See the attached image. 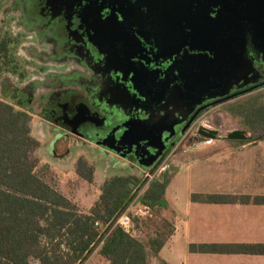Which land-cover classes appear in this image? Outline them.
<instances>
[{
    "label": "flooded vegetation",
    "instance_id": "af4514ba",
    "mask_svg": "<svg viewBox=\"0 0 264 264\" xmlns=\"http://www.w3.org/2000/svg\"><path fill=\"white\" fill-rule=\"evenodd\" d=\"M250 1L0 0V34L9 41L18 66L17 75L0 79V96L52 127L54 136L45 143V153L57 161L68 160L73 145L80 148L83 143L106 153L117 168L139 174L154 170L169 151L184 143L211 144L199 133L202 128L218 132L213 142L233 141L228 139L230 133L224 137L218 129L197 126L199 119L218 105L251 99V93L264 88V80L245 86L253 73L244 79L222 76L214 85L217 89L195 98L180 89L199 72V62L205 58L207 49L196 41L200 37L196 32L203 33L205 22L235 19L239 2L243 13L250 11ZM246 27V57L253 64L251 52L263 58L264 50L255 46L251 28ZM214 36V58L222 61L218 39L227 38L230 50L236 35L228 27ZM61 52H72L75 61L87 59L83 65L90 63L94 73L61 75ZM194 64L197 67L189 69ZM168 80L173 83L168 98L192 111L186 121L179 116L153 120V107L162 106L157 91ZM214 102L218 103L202 109Z\"/></svg>",
    "mask_w": 264,
    "mask_h": 264
},
{
    "label": "trees",
    "instance_id": "16d2710c",
    "mask_svg": "<svg viewBox=\"0 0 264 264\" xmlns=\"http://www.w3.org/2000/svg\"><path fill=\"white\" fill-rule=\"evenodd\" d=\"M17 74V57L7 38L0 34V79ZM242 106L237 107V113L254 130L264 129V107H257L256 99L248 110ZM33 121L31 112L0 96V264H84L96 251L107 264H149V257L158 255L172 234L171 225L167 233L157 230L148 235L145 243L116 226V221L132 204L152 212L168 209L165 194L170 173L148 185L134 173L105 178L97 201L88 212H81L48 179L52 176L51 165L42 164L38 156L46 141L34 136ZM76 172L89 184L95 180L94 165L80 155ZM195 199L207 203L253 200L264 204V196L252 199L193 195ZM133 220L139 226L149 217L134 216ZM200 249L223 254H264V244H210Z\"/></svg>",
    "mask_w": 264,
    "mask_h": 264
},
{
    "label": "crops",
    "instance_id": "0c3cea01",
    "mask_svg": "<svg viewBox=\"0 0 264 264\" xmlns=\"http://www.w3.org/2000/svg\"><path fill=\"white\" fill-rule=\"evenodd\" d=\"M243 101L236 99L218 105L207 111L204 118L207 122L212 120L209 115L213 111L214 116L230 122L234 119L245 122L237 113V107ZM222 128L221 124L214 129L221 133ZM233 131L235 130L229 133ZM228 143L230 144L220 142L215 145L225 147L224 151L218 152V156L205 159V165L199 166L195 171L191 169L189 173H183L182 170L173 168L165 194L169 208L163 209L170 213L173 232L158 255L149 257V264H264V254H223L200 249L201 246L210 244H264L263 203L253 200L249 203H207L200 199L193 200V195L208 194L250 196L252 199L264 196V140L249 138L246 141L233 140ZM209 162H213V169L209 168ZM160 166L155 171L143 172L158 173ZM117 169L119 168H115ZM121 170L119 169V174H127V171ZM163 177L164 174L160 179ZM147 242L148 237L145 243Z\"/></svg>",
    "mask_w": 264,
    "mask_h": 264
},
{
    "label": "rangeland",
    "instance_id": "374dc122",
    "mask_svg": "<svg viewBox=\"0 0 264 264\" xmlns=\"http://www.w3.org/2000/svg\"><path fill=\"white\" fill-rule=\"evenodd\" d=\"M226 17H225V21L227 20ZM217 25H220L219 20L217 21ZM217 29L218 31H216V33L221 31L220 28ZM60 45L61 43L58 42L56 44V47L59 48ZM58 57H59V64H62L61 66L62 69L58 70L61 73V75H67L70 72L71 73L74 72L76 73L74 76H77L78 73L87 76L90 73H94L93 71H91L92 68H90L91 66L90 63L86 65L88 67H85L83 65L84 60H86L87 63V59L83 58V62L78 60L75 61L76 58L72 52H61L58 54ZM249 57L253 59L254 73L252 74L253 80L249 81L248 84L245 83V86L254 83L257 84L260 81L264 80V76L262 75L264 68L260 69L257 68L256 66L257 63H260L261 67H264V59L260 55L255 54V52L254 53L251 52V55ZM229 92L230 91H228V93ZM67 93L70 94L72 93V91L68 90ZM249 97L252 98L251 99L248 98L247 100L240 98L241 101L242 99L244 100L242 104L243 106L241 107L244 111L245 109L248 110L249 105L255 103V99L257 102V107H261V106L264 107V88L251 93ZM171 100H172L171 98H166L164 103L161 104L162 106L153 107L154 121L161 120L162 118L175 120L177 119L176 118L177 116L181 117L183 121H186L188 119L192 111L188 110L186 108V105H184L183 107V105L178 103L177 100H172V101ZM209 116L212 117L211 118L212 120L207 122L203 114V116L199 119L200 123H198L197 126L201 124V125H205V127L209 129H214L222 124L223 126L222 132L219 133L221 134V136L225 137L232 130H244L247 131V135L250 136L251 139H256L258 141L264 140V129L254 130L249 125H246L249 124L246 122V120L245 122H242L240 120L238 121L234 119L233 121L230 122L227 119H222L217 115L214 116L213 111H211ZM33 119H34L33 121L34 136L40 140L43 141L45 140L46 143H48V141L54 136V131L52 127L50 125L45 126L43 120L40 119L38 116H33ZM248 119L252 121L253 117H250ZM196 127L192 128L190 133L196 130ZM211 141H212L211 144L208 145L204 144L201 146H196L192 143H184L183 145L174 148L172 151H169L166 157L164 158V160L162 161V164L158 169V173L156 172L157 175L153 174V172H150L151 178L150 177L146 178V174L144 172L139 174H137L136 172L133 173L138 177L142 178L143 180L146 178L145 182L148 185L149 182H151L154 179L161 178L163 174L167 173L168 171L172 176L174 172L173 168H178L179 170H182L183 173L184 172L189 173L191 169L195 171L199 166L205 165L204 162L205 159L209 157H213L214 155L218 156L219 154L217 153L225 148V147H215V145L223 141L220 140L214 142L213 140ZM223 143H225L224 145L230 144L228 142H223ZM46 147L47 146L44 144L43 148L39 150L38 156L41 159L42 164L47 162L50 163L51 165L52 176H49L48 179L57 186V188L60 190L61 193H63L65 196L70 198L74 203H76L81 212H88L91 209V207L94 205V203L97 201L100 195V189L104 179L119 174L118 173L119 169L115 170V168H117L116 165H114L115 163H113L109 159L106 153H104L103 151L92 149L90 148L91 146L89 145H85L81 143L79 144L80 148H75L76 146L73 145V148L71 149V154L68 157L69 159L60 160V161L53 160L52 158L48 157L45 153ZM78 154L81 157L86 158L95 167L96 170L95 180L92 184H89L88 182L81 179L77 175L76 159L79 156ZM209 165H210L209 168L211 169L215 167L213 162H209ZM108 166L109 169L104 170ZM166 169H168V171ZM127 174H129V172H127ZM144 189L141 191V193L144 191ZM138 209L139 207H137L136 205L132 206V211L136 212ZM145 217H149V220L141 221L139 226L136 225L133 220L137 232V237H139L143 241L146 242L148 235L151 234L154 235L157 230H160L163 233H167L169 231L170 213H168V211L165 210H158L153 212L150 211V214L143 213V216L139 218L143 219ZM84 264H107V262L98 253V251H96Z\"/></svg>",
    "mask_w": 264,
    "mask_h": 264
},
{
    "label": "water",
    "instance_id": "95a60500",
    "mask_svg": "<svg viewBox=\"0 0 264 264\" xmlns=\"http://www.w3.org/2000/svg\"><path fill=\"white\" fill-rule=\"evenodd\" d=\"M248 4L250 11H245L243 13L241 10L244 8H242L239 2L235 7V9L237 10V17L235 15V19H231L230 22L228 20V17H226V21L228 23L220 24L221 32H226L229 27V31L234 32L236 35L234 39L232 38L233 45L230 50H228L229 47L227 42L229 40L227 38L223 36L218 39V42L220 40L222 43L223 52L222 55H220L222 61H215V53L213 52V49L217 48V39L214 34L216 31H218L217 28H219V25H217V23H214L213 21L205 22L202 28L203 33H200L199 31L196 32L197 34H200V37L196 38V41H199L201 45H203L207 50L204 54V60H202V62H199L197 60L200 64L199 72H195V75L190 74L191 78L188 79L190 80V82L188 84L186 82L183 85V89L179 88L180 91H185V95H188L190 98H195L203 94L205 91L210 90V88L211 90L217 89L218 87L214 85L221 79L220 77L222 76L225 78L231 74L244 79L246 76H249L250 74L254 73L252 61L246 57V38L244 34L246 29H248L246 26H250V31L253 35V43L261 51L264 50V0H251L250 2H248ZM229 53H231V56L228 55ZM220 56H218L219 59ZM231 65L232 67L228 71L223 70L228 69ZM192 67H197V64L190 65L189 69H191ZM172 84H170V81L168 80V82L166 81L163 87L157 91V95L160 96L158 102H161L163 104L165 99L168 98ZM253 88H257V86ZM216 103L218 102L208 104L202 109H208L214 106ZM194 119L191 120L190 124L194 121ZM199 133L201 135L207 136L209 138L208 142H211V140H214L216 138L218 132L202 128ZM228 139L244 141L248 139V137L246 136L244 131L235 130L229 134Z\"/></svg>",
    "mask_w": 264,
    "mask_h": 264
},
{
    "label": "built area",
    "instance_id": "2783aa9c",
    "mask_svg": "<svg viewBox=\"0 0 264 264\" xmlns=\"http://www.w3.org/2000/svg\"><path fill=\"white\" fill-rule=\"evenodd\" d=\"M156 175V173H154ZM151 178V175L149 173L146 174V178ZM132 206H134L133 204L125 211L123 212L116 221V226L120 227L121 229H123L126 233L132 235V236H136L137 232L135 229V225L133 222V217L134 216H138V217H142L143 213L145 214H150V209L148 207H139V209L134 212L132 211ZM98 225V223L96 224Z\"/></svg>",
    "mask_w": 264,
    "mask_h": 264
}]
</instances>
